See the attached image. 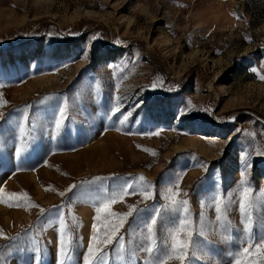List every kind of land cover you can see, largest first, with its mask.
Listing matches in <instances>:
<instances>
[{"label": "rangeland", "instance_id": "obj_1", "mask_svg": "<svg viewBox=\"0 0 264 264\" xmlns=\"http://www.w3.org/2000/svg\"><path fill=\"white\" fill-rule=\"evenodd\" d=\"M261 75L264 0H0V97L7 101L0 107V187L52 209L0 203V230L17 237L0 239L3 264H57L53 206L70 227L78 219L72 231L82 264L97 194L82 195L81 186L96 176L109 188L116 176L151 182L153 199L143 200L137 187L112 206L117 213L164 205L167 187L178 182L198 224L202 201L212 221L215 192L235 198L244 153L248 180L264 188V157L256 155L264 149ZM61 107L66 118L57 133ZM229 215L239 229L238 205ZM132 221L121 230L124 264H145L143 229ZM216 248L219 254L197 264H227L230 246Z\"/></svg>", "mask_w": 264, "mask_h": 264}, {"label": "snow or ice", "instance_id": "obj_2", "mask_svg": "<svg viewBox=\"0 0 264 264\" xmlns=\"http://www.w3.org/2000/svg\"><path fill=\"white\" fill-rule=\"evenodd\" d=\"M96 37H93L95 39ZM119 43V41H116ZM256 72V69H252ZM264 79V75L259 76ZM156 87L154 82L151 85ZM119 87V85H117ZM175 90V86L168 89ZM121 98L116 97L117 104ZM0 107L7 103L0 97ZM191 102L189 101V104ZM139 107V105H138ZM119 111L118 107L112 109L115 115ZM191 108L187 113H191ZM206 111V109H205ZM186 113V114H187ZM3 113L0 112V117ZM131 113L125 115L120 123H124ZM66 118V109L61 107L54 120L55 130L58 133ZM27 119V116L24 117ZM252 135L251 133H248ZM27 148L25 144L17 148V155H21ZM249 153L243 154L244 169L241 171V180L238 182L235 198L230 195H221L219 192L211 197L210 207L216 213L214 220L208 221L203 208L205 202H201L202 212L200 214V223H196L191 218L190 200L187 199V193L180 192L179 183L175 187L169 186L163 194L166 203L162 206H150L140 208L138 205H128V211L117 213L112 210V206L119 201H123L125 196L132 194L131 190L139 187L143 200L153 199L151 191L152 184L142 175L139 176L140 184L137 185L132 177L116 176L113 184L109 188L104 184L106 177L96 176L90 181H85L86 188L82 187V195L89 192L96 193L92 197L95 216L91 225V235L87 242V248L82 258V264H110L111 259H115L124 264L125 262V241L121 230L133 218V223L142 227L138 234L141 245H138L141 251L147 254L145 264H168L169 261H178L179 264H197L199 261L207 260L212 254H219L220 249L216 248L217 243H223L230 246L227 252V264H264V188L256 190L248 180V172L251 163L249 162ZM256 155L264 157V149H259ZM205 168L206 165H201ZM77 185L73 184L61 192L64 196L66 192L72 191ZM0 203L7 207L20 208L26 210L37 207L40 214L52 212V209L40 208L30 200L26 192H9L0 187ZM238 205V211L241 217V227L236 225L230 219L229 213L233 206ZM54 215H59V238L57 264H80L77 259L81 248L80 238L75 235L72 228H78L79 222L76 217L72 218L71 227L65 221L64 213L61 208L53 206ZM148 213V216L142 215ZM154 213V214H152ZM214 224L215 228L208 229L209 224ZM158 225H162V235H158ZM259 227V231H254V227ZM137 234L133 232V236ZM216 236L218 239L213 240ZM0 239H17V237L5 236L3 230H0ZM131 243V241H129ZM110 246L113 251H110ZM134 256V253H130ZM0 264L3 259L0 257Z\"/></svg>", "mask_w": 264, "mask_h": 264}]
</instances>
